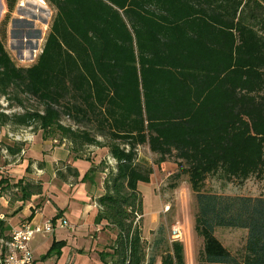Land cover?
Listing matches in <instances>:
<instances>
[{"label":"trees","instance_id":"obj_1","mask_svg":"<svg viewBox=\"0 0 264 264\" xmlns=\"http://www.w3.org/2000/svg\"><path fill=\"white\" fill-rule=\"evenodd\" d=\"M5 1L11 12L15 0ZM46 1L56 13L32 65L17 66L0 36V98L23 108L0 111V126L57 133L76 158L89 146L107 148L95 223L105 220L116 233L99 255L103 264L146 263L138 184L153 169L138 160L139 146L158 166L174 158L176 176H187L203 242L198 264H264V196L205 189L210 176L223 184L264 176V0ZM22 95L40 107L27 108ZM64 168L60 178L78 177ZM96 171L92 163L82 180L92 182ZM222 227L247 231L240 252L216 237ZM6 228L0 221V233ZM160 243L159 264H185L180 240ZM61 245L53 242L44 258Z\"/></svg>","mask_w":264,"mask_h":264},{"label":"rangeland","instance_id":"obj_2","mask_svg":"<svg viewBox=\"0 0 264 264\" xmlns=\"http://www.w3.org/2000/svg\"><path fill=\"white\" fill-rule=\"evenodd\" d=\"M43 2L44 4L38 3L37 0H15L14 8L9 12L6 1L0 0V36H2L5 48L17 66L27 67L36 61L49 32L56 10L46 0H43ZM5 19L6 22H4ZM3 23H5V30L2 33ZM22 97L27 108L40 107L31 97L25 95H22ZM0 111L21 113L23 108L18 106L15 100L12 99L7 102L2 97L0 98ZM62 123L69 124L71 122L68 118L63 117ZM32 132H34L33 129ZM0 133L3 135V131ZM46 138L50 141L54 138L58 143L52 142L53 145L62 142L71 150L69 141L60 139L57 133L51 132ZM100 141L104 143L105 140L100 138ZM106 149V147L89 146L85 148L82 154L83 158L90 159L92 158V152L95 153L98 160L95 173L97 181L104 177L107 172L105 169L103 171L104 175H102L99 171L104 166L101 163L107 153ZM0 156L2 158L1 154ZM137 157L138 160L147 162L153 169L150 181L138 184V190L142 196L143 213L140 219V227L146 257L145 264L151 259V256H154V264H159L165 244L160 243L159 246H156L154 240L163 237V240L170 244L174 240L172 238L174 228H178L181 232L180 241L183 244L185 264H198V253L203 242L194 230L195 199L187 181V176L184 174L176 176L178 167L174 158H169L159 166L156 165L154 163L156 156L146 146L137 147ZM7 164H9L8 160L3 159L0 162V166ZM4 171L5 174L6 169ZM33 171L31 170V172ZM36 172L38 171L36 170ZM205 189L230 195L264 196V176L262 178L252 176L242 184H239L236 180L223 184V181L218 179L217 176H210L205 182ZM2 203L3 201L0 200V211L4 210ZM159 229H161L160 233ZM94 230L92 229L91 232H87L86 235H81V237H68V243L65 241L63 245L55 246L51 255L44 258L43 261L55 257L56 264H96L95 255H93L94 248L91 247L92 243L95 242L93 236H91ZM114 233H116L115 230ZM215 235L230 252L236 254L243 248L247 231L245 229L222 227L215 230ZM38 237V234L34 237L33 245L38 243ZM52 244L46 247L40 246L39 243L33 257H36L38 261H42V258L51 249ZM65 246L66 248H64ZM45 264H55V261L51 260Z\"/></svg>","mask_w":264,"mask_h":264},{"label":"crops","instance_id":"obj_3","mask_svg":"<svg viewBox=\"0 0 264 264\" xmlns=\"http://www.w3.org/2000/svg\"><path fill=\"white\" fill-rule=\"evenodd\" d=\"M1 131L3 135L0 133V143L8 147L22 148L23 145L10 142L6 138L4 128ZM52 142L58 143L54 138L50 141L44 137L42 130H36L33 141L25 145L23 155L19 157L20 150L15 153L10 152L12 161L5 165L6 173L2 175L6 189L15 188L16 183H21L22 186L30 183L32 186L39 185L40 190L36 188L35 191L28 192L20 191L19 187H16V191L0 199L4 207V210L0 211V221L7 227L0 236L9 235L12 229L23 223L40 224L48 218H65L70 222V227L57 226L52 233H39V241L34 245L32 241L37 234L30 240L32 254L39 247V243L40 246L48 247L55 241L67 242L68 237H81L95 228L91 235L95 242L91 247L94 248L95 263L103 264L99 255L101 252L110 251L115 239L114 230L105 220L95 223L98 213L96 199L103 193V177L99 181L96 177L92 182L82 180L92 163L98 164L97 157L92 152L90 159L76 158L64 143L53 145ZM1 161L3 159L0 156ZM65 165L76 169L78 177L74 178L67 174L66 179L60 178L57 171L61 169L65 173ZM100 173L104 175V172ZM33 259V264H45L51 260L57 263L55 257L45 261H43L44 257L42 261H38L36 257Z\"/></svg>","mask_w":264,"mask_h":264},{"label":"built area","instance_id":"obj_4","mask_svg":"<svg viewBox=\"0 0 264 264\" xmlns=\"http://www.w3.org/2000/svg\"><path fill=\"white\" fill-rule=\"evenodd\" d=\"M4 131L7 139L10 142L23 145L20 149V155L25 153V145L31 143L34 138V132L31 127H21L13 129L10 125H4ZM1 127V128H2ZM0 128V130H1ZM0 154L4 160L10 163L12 156L7 145L0 143ZM110 165L115 163L110 156L106 157ZM5 166H0V199L9 196L17 188L6 189L2 182V175L4 174ZM70 227V223L65 218L59 219H45L40 224L23 223L17 228L10 231L7 236H0V264H33V254L30 248V240L39 233H52L56 227ZM172 238L174 240L181 239V232L178 228L172 230Z\"/></svg>","mask_w":264,"mask_h":264},{"label":"bare ground","instance_id":"obj_5","mask_svg":"<svg viewBox=\"0 0 264 264\" xmlns=\"http://www.w3.org/2000/svg\"><path fill=\"white\" fill-rule=\"evenodd\" d=\"M37 1H38V3L44 4L43 0H37Z\"/></svg>","mask_w":264,"mask_h":264}]
</instances>
